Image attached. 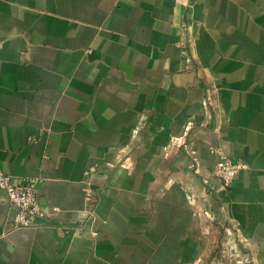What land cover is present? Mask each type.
<instances>
[{
    "label": "crops",
    "instance_id": "obj_1",
    "mask_svg": "<svg viewBox=\"0 0 264 264\" xmlns=\"http://www.w3.org/2000/svg\"><path fill=\"white\" fill-rule=\"evenodd\" d=\"M0 172V264H264V0H0Z\"/></svg>",
    "mask_w": 264,
    "mask_h": 264
},
{
    "label": "built area",
    "instance_id": "obj_2",
    "mask_svg": "<svg viewBox=\"0 0 264 264\" xmlns=\"http://www.w3.org/2000/svg\"><path fill=\"white\" fill-rule=\"evenodd\" d=\"M210 152L217 157L214 174L221 182L222 187L228 188L237 173L246 166L233 162L219 148H213ZM37 183L38 179L36 178L19 180L0 172V190L5 193L9 205L15 211L13 227H29L32 225L33 218L42 215L36 196Z\"/></svg>",
    "mask_w": 264,
    "mask_h": 264
}]
</instances>
